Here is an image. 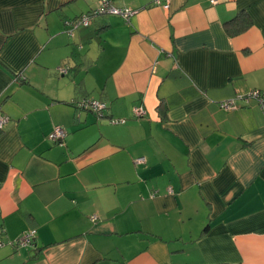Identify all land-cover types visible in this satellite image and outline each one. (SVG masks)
Returning <instances> with one entry per match:
<instances>
[{
  "label": "crops",
  "instance_id": "0c3cea01",
  "mask_svg": "<svg viewBox=\"0 0 264 264\" xmlns=\"http://www.w3.org/2000/svg\"><path fill=\"white\" fill-rule=\"evenodd\" d=\"M108 1L0 0V264H264V0Z\"/></svg>",
  "mask_w": 264,
  "mask_h": 264
},
{
  "label": "built area",
  "instance_id": "2783aa9c",
  "mask_svg": "<svg viewBox=\"0 0 264 264\" xmlns=\"http://www.w3.org/2000/svg\"><path fill=\"white\" fill-rule=\"evenodd\" d=\"M210 4H216L218 0H208ZM156 4H163V6H168L170 0H154ZM137 13V9H132L128 7L119 8L114 6L112 3H110L108 0H101L99 7H97L92 12L83 15L81 18L72 21L67 22L68 25L72 26V29L68 30L69 33L72 32L75 28L78 26H87L91 23L93 17L97 16L98 14H113V15H121L126 19H129L132 15ZM58 71L60 74H65L67 72V68L64 66H60L58 68ZM242 99H244L246 102L254 99L257 102L264 104V90L260 89H252L246 94L242 96ZM76 105L79 109H85L92 111L96 116L102 117L104 115V111L106 110V104L102 101L96 100V99H88V98H82L81 100L76 101ZM219 107L224 110H230L237 108V104L235 102V98H229L225 100H221L219 102ZM133 116L135 118H142L146 115V110L142 106H136L132 109ZM8 118L7 116H4L0 114V129H2L7 122ZM110 123L112 124H118L125 122V119H110ZM65 137V132L62 127H55L53 131L49 134L48 138L54 142L58 143L61 142L62 139ZM137 163H143V158H137ZM95 218L94 216L92 217ZM36 236V230L35 229H29L23 232L20 236H18L12 244L15 246H21V247H29L34 245V238Z\"/></svg>",
  "mask_w": 264,
  "mask_h": 264
},
{
  "label": "trees",
  "instance_id": "16d2710c",
  "mask_svg": "<svg viewBox=\"0 0 264 264\" xmlns=\"http://www.w3.org/2000/svg\"><path fill=\"white\" fill-rule=\"evenodd\" d=\"M100 2H101V0H100ZM110 2V1H109ZM111 3V2H110ZM153 4H156L155 2H154V0H153V2H152ZM161 5H162V3H161ZM128 8H130V7H128ZM132 9H134V8H132ZM95 10V9H94ZM92 12V11H91ZM88 13H90V12H88ZM88 13H86V14H88ZM83 15H85V14H82V15H80V16H78V17H76V18H74L73 20H69V21H65V25H66V30H67V32H68V30H70V29H72V26L71 25H68L67 24V22H72V21H75V20H77V19H79V18H81ZM98 15H110V14H98ZM97 15V16H98ZM111 15H113V14H111ZM117 16H120V17H122L126 22H129L130 21V19H131V17L133 16H131L129 19H126V18H124L123 16H121V15H117ZM250 19L248 18V17H245L243 14H240V15H237L236 17H234L232 20H229V21H227V22H225V27H226V29L228 30V32L231 34V33H235V32H238V31H241V30H244V29H246L247 27H249L250 26ZM81 26V25H80ZM80 26H78V27H80ZM77 27V28H78ZM77 28H75L74 30H76ZM74 30H72V32L70 33V34H72L73 33V31ZM69 33V32H68ZM62 66H64V67H66L67 68V72H68V66L67 65H62ZM66 72V73H67ZM103 102V101H102ZM3 129V128H2ZM2 129H0V130H2ZM49 139V138H48ZM50 140V139H49ZM51 141V140H50ZM52 142V141H51ZM52 143H54V142H52Z\"/></svg>",
  "mask_w": 264,
  "mask_h": 264
}]
</instances>
